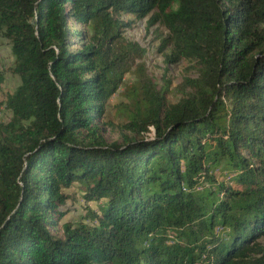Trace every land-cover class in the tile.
<instances>
[{"label":"trees","instance_id":"16d2710c","mask_svg":"<svg viewBox=\"0 0 264 264\" xmlns=\"http://www.w3.org/2000/svg\"><path fill=\"white\" fill-rule=\"evenodd\" d=\"M139 20L186 63L175 102L123 36ZM0 39L18 81L0 101V264H264V0H0Z\"/></svg>","mask_w":264,"mask_h":264},{"label":"rangeland","instance_id":"374dc122","mask_svg":"<svg viewBox=\"0 0 264 264\" xmlns=\"http://www.w3.org/2000/svg\"><path fill=\"white\" fill-rule=\"evenodd\" d=\"M126 19H132L127 17ZM166 31L157 24L147 28L145 20L133 21L131 29L124 31L123 36L130 41L136 42L141 48L145 50L142 63L145 67L147 75L152 79V82L158 88L167 86L166 99L168 102H175L179 98L175 87L180 79L185 76L186 63L180 62L176 65H166L163 62L162 52L158 51L159 41L165 37ZM167 50L163 51L166 53ZM12 58L9 53V46L5 40L0 39V71H4L3 81L0 85V101L3 100L6 92L12 91L17 85L18 81L15 77L5 72ZM133 81V76L127 74L124 76L122 86L118 89L108 101L105 107V119L112 123L113 127H104L105 137L107 141H114L118 139L120 133L119 124L122 119L116 116L115 105L118 102H123L121 97L125 86H129ZM8 112L0 106V121H6ZM147 137L152 136V130L148 132ZM227 181V179L225 178ZM69 199L65 203V210L67 211L62 219V222L69 221L75 223L81 220L85 214L86 207L81 201L79 194L75 193L71 188L66 190ZM88 207H93V203L88 204ZM264 241V240H263Z\"/></svg>","mask_w":264,"mask_h":264}]
</instances>
